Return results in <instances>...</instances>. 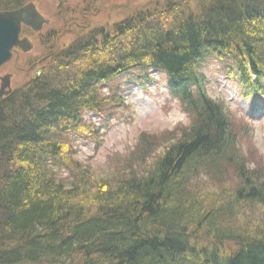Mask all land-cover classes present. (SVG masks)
<instances>
[{
    "label": "trees",
    "instance_id": "16d2710c",
    "mask_svg": "<svg viewBox=\"0 0 264 264\" xmlns=\"http://www.w3.org/2000/svg\"><path fill=\"white\" fill-rule=\"evenodd\" d=\"M34 1L0 0V12ZM84 1L71 44L0 101V264H264V169L240 150L249 129L240 139L207 91L224 76L250 120L264 113V0H151L103 25ZM119 77L145 91L163 81L191 121L160 145L143 134L141 167L128 162L138 148L95 178L64 137L86 132L83 111L126 105Z\"/></svg>",
    "mask_w": 264,
    "mask_h": 264
},
{
    "label": "rangeland",
    "instance_id": "374dc122",
    "mask_svg": "<svg viewBox=\"0 0 264 264\" xmlns=\"http://www.w3.org/2000/svg\"><path fill=\"white\" fill-rule=\"evenodd\" d=\"M86 2L84 0L33 2L41 15L50 23L41 31L40 37L31 38L34 47L30 53H22L19 58L14 57L8 65L0 69V78L12 75V90L16 91L28 84L31 78L51 62L52 58L57 57L63 48L71 44L73 38L68 33L71 34L70 31L75 29L72 27L73 24L69 23L76 19L74 11L81 12L88 7ZM149 2L151 0H97L93 3L95 7L92 12L96 15L95 21L101 25L107 22L115 23L130 15L135 9L148 5ZM62 32L64 39L59 37V40L49 41L52 34ZM75 33L76 31L73 34ZM43 58L45 60H42ZM207 63L208 69H213L217 62L209 59ZM128 83L129 81L122 77L111 82L115 89L130 90L124 92L128 96L126 105L121 106L112 102L99 105L97 110L83 111L82 124L87 126L86 132H70L64 137V145L69 147L67 157L78 164V169L92 172L95 178L110 177L122 171L123 163L138 148L141 149L137 154L139 159L128 162L134 170L141 167L143 161H148L146 157L143 159L146 154L145 149L144 151L142 149L143 134L148 135L150 142L155 141L160 145L161 142L170 139V135L165 136L166 132L180 126L186 127L191 121L180 104L171 98L170 93L163 86V81L158 79L148 84L146 91ZM102 91L103 96L109 94L107 89ZM207 91L214 99L224 102L240 139L245 130L249 129L250 136L243 138L240 150L245 153L250 167L259 166L264 169V114L260 119L250 120L248 115L251 102L243 100L239 96L237 87L230 84L224 76H212ZM227 174L223 182L221 179V184L234 185L231 173L227 172ZM58 175L66 182L72 179V174L66 169H58ZM205 185H212L211 190L220 186L213 182H206Z\"/></svg>",
    "mask_w": 264,
    "mask_h": 264
},
{
    "label": "water",
    "instance_id": "95a60500",
    "mask_svg": "<svg viewBox=\"0 0 264 264\" xmlns=\"http://www.w3.org/2000/svg\"><path fill=\"white\" fill-rule=\"evenodd\" d=\"M49 21L37 10V7L29 2L27 5L17 8V10H6L0 12V67L9 63L14 50L20 49L29 53L33 49V43L27 39H20L22 26L32 28L35 32H40ZM12 75L1 78L0 97L10 94Z\"/></svg>",
    "mask_w": 264,
    "mask_h": 264
},
{
    "label": "flooded vegetation",
    "instance_id": "af4514ba",
    "mask_svg": "<svg viewBox=\"0 0 264 264\" xmlns=\"http://www.w3.org/2000/svg\"><path fill=\"white\" fill-rule=\"evenodd\" d=\"M42 31H43V30H42ZM40 34H41V31H40V32H35V31L31 30L30 28H29V29H25V28H24V30H23V32H22V36H20V37L23 38V37H25V36L27 35L26 37H27L28 39H31V38L34 39V38L40 37ZM32 43H33V42H32ZM14 51H15V53H14L13 58L16 57V56L19 58L20 55H22V53H23L22 50H20V49H19V50H18V49H15ZM12 60H13V59H12ZM1 78H2V77H1ZM1 78H0V79H1ZM0 87H1V83H0ZM4 96H7V95H4ZM4 96H3V97H4ZM3 97H2V98L0 97V101H2V100L5 99V98H3Z\"/></svg>",
    "mask_w": 264,
    "mask_h": 264
},
{
    "label": "bare ground",
    "instance_id": "6f19581e",
    "mask_svg": "<svg viewBox=\"0 0 264 264\" xmlns=\"http://www.w3.org/2000/svg\"><path fill=\"white\" fill-rule=\"evenodd\" d=\"M19 8H21V7H19ZM14 10H17V9H14ZM42 60H45V58H43Z\"/></svg>",
    "mask_w": 264,
    "mask_h": 264
}]
</instances>
